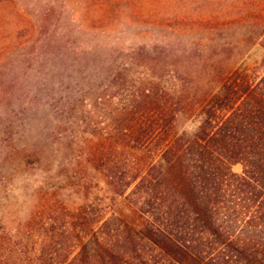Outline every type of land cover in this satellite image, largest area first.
I'll use <instances>...</instances> for the list:
<instances>
[{"label":"trees","instance_id":"16d2710c","mask_svg":"<svg viewBox=\"0 0 264 264\" xmlns=\"http://www.w3.org/2000/svg\"><path fill=\"white\" fill-rule=\"evenodd\" d=\"M180 6L134 10L155 37L111 76L129 83L125 126L83 149L132 214L42 200L17 264H264V69L238 62L264 47V0Z\"/></svg>","mask_w":264,"mask_h":264},{"label":"rangeland","instance_id":"374dc122","mask_svg":"<svg viewBox=\"0 0 264 264\" xmlns=\"http://www.w3.org/2000/svg\"><path fill=\"white\" fill-rule=\"evenodd\" d=\"M181 2L0 0V260L10 254L0 264H17L20 248L32 255L42 200L72 209L101 198L106 212L132 214L83 149L125 126L129 83L111 76L155 37L134 10L163 17L187 10ZM238 62L259 73L264 47L253 43Z\"/></svg>","mask_w":264,"mask_h":264}]
</instances>
